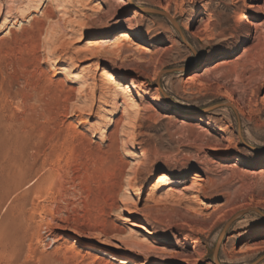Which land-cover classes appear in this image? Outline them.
Instances as JSON below:
<instances>
[{
	"label": "rangeland",
	"instance_id": "rangeland-1",
	"mask_svg": "<svg viewBox=\"0 0 264 264\" xmlns=\"http://www.w3.org/2000/svg\"><path fill=\"white\" fill-rule=\"evenodd\" d=\"M17 4L0 0V264H264V75L202 74L253 45L264 0ZM126 31L115 53L83 51ZM164 172L181 184L152 193Z\"/></svg>",
	"mask_w": 264,
	"mask_h": 264
},
{
	"label": "bare ground",
	"instance_id": "bare-ground-1",
	"mask_svg": "<svg viewBox=\"0 0 264 264\" xmlns=\"http://www.w3.org/2000/svg\"><path fill=\"white\" fill-rule=\"evenodd\" d=\"M24 0H12V3L15 4V3H20V2H23ZM29 2V1H28ZM31 2V1H30ZM64 2V1H63ZM62 2V3H63ZM33 2H31L32 4ZM17 4V5H18ZM28 4V3H27ZM31 4L27 7V6H24V7H27V9L31 6ZM40 4V3H39ZM63 5V4H62ZM19 6V5H18ZM21 6V5H20ZM19 6V8H20ZM17 8V7H16ZM32 8V7H31ZM22 9V7H21ZM24 9V8H23ZM22 9V11H23ZM46 9V8H45ZM50 9V8H49ZM250 10L254 11V12H260V13H263L264 14V6H260V5H251L249 7ZM33 10V9H32ZM19 12V11H18ZM36 12V11H35ZM51 12V10H50ZM44 13V12H42ZM22 14V13H21ZM30 14V13H29ZM50 14V13H49ZM136 15V13H135ZM44 16V15H43ZM137 16V15H136ZM12 17V16H11ZM46 17V16H44ZM55 17V16H54ZM47 18V17H46ZM51 18V17H50ZM53 18V17H52ZM171 18V17H170ZM207 18V17H206ZM44 20V18H43ZM56 21V20H55ZM36 22V21H35ZM129 24H132V22L130 21ZM42 25V24H41ZM43 26V25H42ZM45 26V25H44ZM247 27L248 29H254V35H253V45L247 49H244V52L243 54L237 58L235 61H223V63H215V60L214 59H211L209 64L205 66V68L203 69V73L204 76L211 73V72H216V71H219L221 69H228L229 70V73L228 74H225L224 77H222L223 79V83L224 81H230L232 78H234V82L235 81H238L239 84L242 83V82H250V81H256V80H259L260 78H262V76L264 75V71H262L261 69L260 70H257V67H256V62L258 61V59H260L259 57L264 53V30L261 29V26L260 25H255L253 24L252 22H248L247 23ZM51 28V27H50ZM56 28V27H55ZM198 30L201 31H206L207 33L210 31V24L208 23H202V20L200 21V25L198 27ZM10 31V30H9ZM8 31V32H9ZM58 31V30H56ZM13 34V33H12ZM9 35V34H8ZM11 36V35H10ZM6 37V36H5ZM8 37V36H7ZM47 38V37H46ZM132 38H131V34L129 33V31L127 32H122L121 34L117 35V37H115L114 39H111V40H107V39H100V40H87L85 42V48H84V52H87V53H90L92 55H97V54H101L102 52H105L107 54H111V53H115L117 51H119L123 44L124 43H130L132 45ZM45 42V41H44ZM53 43V42H51ZM134 46L137 47L138 51L141 53V54H145L147 53V49L143 46H139L135 43H133ZM40 46V44H39ZM41 47H42V44H41ZM36 48V47H35ZM40 50V49H39ZM38 50V51H39ZM263 56V55H262ZM51 57V56H50ZM42 60V59H41ZM262 61V60H261ZM53 62V61H52ZM259 62V61H258ZM263 63V62H262ZM264 66V65H263ZM69 67V66H68ZM68 67H65L63 70H64V73L69 74L71 79H81L80 76L75 73V71H73V68H68ZM261 67V65H260ZM262 68V67H261ZM202 77L200 76H196L194 77L193 79L194 80H197V79H201ZM104 80L107 84H115L116 85V88L118 87V92L120 91L123 95H130V96H133V95H136V93H134L132 90V88L127 85V84H124V83H121L117 80V78L115 77V75H113L112 73H108L105 75L104 77ZM189 80V79H188ZM82 81V80H81ZM84 81V80H83ZM193 81V80H191ZM232 81V80H231ZM230 81V82H231ZM86 82V81H85ZM246 82V83H247ZM84 83V82H83ZM253 83V82H252ZM82 84V83H81ZM87 84V83H86ZM84 84V85H86ZM225 84V83H224ZM234 84V83H232ZM235 85V84H234ZM241 85V84H240ZM255 85V84H254ZM258 85V84H257ZM82 86V85H81ZM143 87V85L141 84L140 85V88ZM227 87V86H226ZM233 87V86H231ZM235 87V86H234ZM233 87V88H234ZM240 88V87H238ZM228 89V88H227ZM245 89V87H244ZM75 90V89H74ZM239 90V89H238ZM247 90V89H246ZM73 91V90H72ZM116 92V91H115ZM237 92V91H236ZM236 92L233 90V89H228L226 91V94H227V97L229 98L230 101H232L233 103L235 102V96H237ZM239 93V92H238ZM248 94V93H247ZM249 95V94H248ZM125 96V97H126ZM122 97V95H121ZM129 98V97H128ZM125 99V98H124ZM242 99V98H241ZM132 100V99H131ZM130 100V101H131ZM240 100V98H239ZM125 101V100H124ZM123 101V102H124ZM238 102V101H237ZM249 102V100H248ZM132 105L130 106V110H132V113H134V117L131 118L130 122L133 123V125L136 123L137 119H138V112L141 108V105L137 102V101H132L131 102ZM126 104V102H125ZM234 105H236V103H234ZM127 106V105H126ZM125 106V108H126ZM124 109V108H123ZM162 110V109H161ZM127 111V110H126ZM125 111V112H126ZM130 112V111H129ZM125 114V113H124ZM129 119V118H128ZM127 121V120H125ZM134 137L137 138L138 137V132L134 129ZM127 148L130 152H135L136 153V157H139L140 156V153L138 152V147L136 145V143L132 142L130 143L129 145H127ZM133 155V154H132ZM261 175V174H260ZM61 178V177H60ZM42 180V179H41ZM196 181V180H195ZM194 181V182H195ZM24 182V181H23ZM169 182H172L171 184H173V187L176 188L178 187L181 182L178 181V180H173L171 178V176L167 173H162L158 179L155 181L154 185L152 186V189H151V192L154 193L156 192L160 187L168 184ZM204 182V181H203ZM206 182V181H205ZM44 183V182H43ZM61 187V186H60ZM186 189L190 188L188 186L185 187ZM184 188V190H185ZM202 188V187H201ZM51 189V188H50ZM53 190V189H52ZM115 191V190H114ZM176 192V191H174ZM173 192V193H174ZM47 193V192H46ZM123 193V192H121ZM45 194V193H44ZM52 194V193H51ZM114 194V193H113ZM172 194V193H171ZM175 194V193H174ZM172 194V195H174ZM179 194V192H178ZM53 195V194H52ZM169 196V195H168ZM174 196H177V195H174ZM180 197V195H178ZM195 196V195H194ZM60 198V196H59ZM126 198V197H125ZM42 199H43V196H42ZM49 199V198H48ZM44 200V199H43ZM59 200V199H58ZM25 203V202H24ZM51 205V204H50ZM125 211L130 213L131 214V211H129L128 209L124 210V214H125ZM18 220V219H17ZM16 221V220H15ZM18 224H19V221H18ZM131 231L132 232H135V230L137 228H139V225L137 223H131ZM20 228V227H19ZM14 232V231H13ZM1 233V232H0ZM136 233V232H135ZM7 234V233H6ZM49 234V233H48ZM5 236V235H4ZM19 238V237H18ZM133 237H131L130 239L132 241H134V243L136 245H140L142 247H144L143 245L145 244V240L144 239V236L139 234V233H136V239H138V242L135 241L134 239H132ZM129 239V241H130ZM19 240V239H17ZM57 240V239H56ZM49 241H52L51 238ZM127 241V240H126ZM5 242V240H4ZM9 242V241H7ZM6 242V243H7ZM54 242V241H53ZM125 242V241H124ZM2 243V242H1ZM14 244V243H13ZM48 244V243H47ZM15 245V244H14ZM50 245V244H49ZM12 246V245H11ZM53 248V247H52ZM145 248V247H144ZM110 254V253H109ZM128 260L126 261L125 259L121 262V264H127ZM135 264H142V263H135Z\"/></svg>",
	"mask_w": 264,
	"mask_h": 264
}]
</instances>
